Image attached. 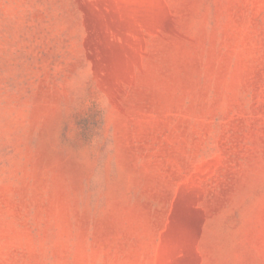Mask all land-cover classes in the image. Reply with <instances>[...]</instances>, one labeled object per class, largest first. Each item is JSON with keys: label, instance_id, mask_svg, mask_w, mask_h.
Listing matches in <instances>:
<instances>
[{"label": "rangeland", "instance_id": "1", "mask_svg": "<svg viewBox=\"0 0 264 264\" xmlns=\"http://www.w3.org/2000/svg\"><path fill=\"white\" fill-rule=\"evenodd\" d=\"M0 264H264V0H0Z\"/></svg>", "mask_w": 264, "mask_h": 264}]
</instances>
